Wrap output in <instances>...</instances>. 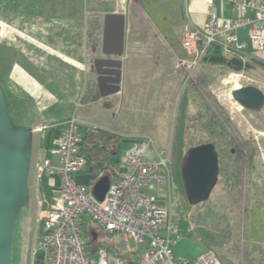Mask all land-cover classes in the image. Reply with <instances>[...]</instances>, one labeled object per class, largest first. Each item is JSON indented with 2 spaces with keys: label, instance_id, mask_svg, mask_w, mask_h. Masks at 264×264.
<instances>
[{
  "label": "rangeland",
  "instance_id": "1",
  "mask_svg": "<svg viewBox=\"0 0 264 264\" xmlns=\"http://www.w3.org/2000/svg\"><path fill=\"white\" fill-rule=\"evenodd\" d=\"M145 1L139 6L151 14ZM52 2L0 0V84L4 97L14 116L37 118L29 178L31 205L19 222L12 264L34 263L43 229L41 222L51 201L42 195V177L36 168L41 156L39 133L44 123L53 121L57 128L58 123L73 114L92 133L101 126L123 137H152L158 147L170 153L171 181L165 189L180 224L191 221L194 235L187 240L202 242L205 250H214L222 261L225 258L227 262L223 264H264V105L257 110L248 109L232 97L234 88L250 84L259 85L264 92V70L248 75L203 61L190 67L192 58L183 46L182 33H178L180 41L176 43L151 42L146 40L149 32H135L129 27L131 43L126 45V54L130 58V78L118 94L100 98L92 90V43H87L86 34L94 18L102 25V14L94 15L84 5L85 0H61L57 11L47 7ZM76 2L77 14L72 16L69 8ZM73 17L77 20V33L61 28L62 21ZM147 17L156 22V17ZM93 33L96 40L98 30ZM135 38L136 43L132 42ZM186 101L185 151L213 142L219 168H236L235 158L239 155L243 173L240 189L234 179L237 168L231 170L229 185L221 173L207 202L194 205L189 212L182 201L173 155V140ZM205 208L211 214L200 220L199 212H205ZM83 225L87 240L96 246L116 254L125 248L118 233H106L91 220ZM93 231L97 239L93 238ZM128 240L132 248L142 249V244L133 238Z\"/></svg>",
  "mask_w": 264,
  "mask_h": 264
},
{
  "label": "built area",
  "instance_id": "2",
  "mask_svg": "<svg viewBox=\"0 0 264 264\" xmlns=\"http://www.w3.org/2000/svg\"><path fill=\"white\" fill-rule=\"evenodd\" d=\"M229 1L239 13L236 18L223 19L211 10L203 26H191L183 37V46L192 58L190 67L201 64L211 44L244 60L264 52V0ZM240 29H247L249 42L241 40ZM58 130L48 154L36 166L39 178L47 175L55 191L45 211L39 243L45 264H223L211 249L194 258L176 254L183 235L165 189L171 181L166 148L158 147L152 137L138 138L125 151L119 172L100 200L92 186L75 176L88 162L81 150L83 133L77 117L67 118ZM86 220L106 233L121 235L125 248L116 254L89 244L84 233ZM129 238L142 244V249L132 248Z\"/></svg>",
  "mask_w": 264,
  "mask_h": 264
},
{
  "label": "water",
  "instance_id": "3",
  "mask_svg": "<svg viewBox=\"0 0 264 264\" xmlns=\"http://www.w3.org/2000/svg\"><path fill=\"white\" fill-rule=\"evenodd\" d=\"M124 14L108 13L104 18L103 51L122 56L125 49ZM115 60L111 74L113 88L100 89L101 96L120 91L121 66ZM115 68V69H114ZM233 99L242 107L260 109L264 105V92L254 85L236 87ZM37 118L14 116L6 103L0 84V264H12L15 237L21 217L31 205L29 186ZM219 155L216 145L207 142L191 147L183 166V177L190 198L204 202L217 181ZM111 184L110 175L101 176L93 185L95 196L103 200ZM93 237L94 232H92Z\"/></svg>",
  "mask_w": 264,
  "mask_h": 264
},
{
  "label": "crops",
  "instance_id": "4",
  "mask_svg": "<svg viewBox=\"0 0 264 264\" xmlns=\"http://www.w3.org/2000/svg\"><path fill=\"white\" fill-rule=\"evenodd\" d=\"M60 1L61 0H53L51 5L47 7H49V10L55 9L57 11V9L59 8L57 7V3H60ZM145 2L150 5L152 9L151 14L145 11L143 12L141 10L139 5L143 4V0H85L84 3L85 6H88V10H92L91 12L94 15L100 16L99 13L102 14L103 19L101 26L104 25V18L108 13H120L125 15L127 26V28L125 26V28L127 29L125 33V49L120 59L122 63L121 65L123 66L122 77L124 84H126L129 80L128 78H130V71L128 68L129 61L127 62V60H129L130 58L126 54V45L127 43H131L129 27H132L135 32H139L142 30L149 32L150 36H146L147 41L149 40L152 42L153 39L154 42L162 40L164 43H176V41H180L178 33H182L184 37L191 26H203L208 19V15L211 10H213V12H215L219 17L223 19H234L239 15L238 11L234 9L229 0H215V3L213 5H211L207 0H146ZM77 4L78 3L76 2L69 8L71 12L70 15L77 14L74 13V11L78 10ZM45 13L46 12H43V14ZM58 14H60L59 11ZM248 15L250 16L252 15V13L249 12ZM147 16L156 17V22L154 23V21ZM93 24L94 29L98 30L100 26L98 19L94 18ZM156 27L159 31H157ZM161 31L165 32L166 34H161ZM237 32L241 40L249 42L247 29H240ZM135 39L136 40L132 39V42H138L137 38ZM249 48L250 50H252V46H250ZM256 56L264 60V52L259 53ZM252 85L260 88L259 85ZM260 89L262 90V88ZM113 95L114 93L112 95L109 94V96H100L105 98L111 97ZM79 106H81V103H79ZM73 115L77 116L76 114ZM60 124L61 123H58L57 125L61 126ZM80 128L83 135L87 133L86 126L80 125ZM101 128L109 133L108 137L99 141L98 138H95L97 136L94 135L92 139L87 140L84 148V150L86 151V155L94 154V152L97 151V156L102 155L101 159L99 161L95 159L92 162L88 161L86 166L75 175L78 181L92 187L94 183L103 175H110L111 180L116 177V173L119 172L120 162L124 157L125 151L130 148L138 138L141 137H135V135L123 137L122 134L105 129L103 127ZM87 143H89V145ZM111 154L116 156V159L118 161L117 164L114 167L112 166L102 170V168L105 167L106 163L104 159L109 158V155ZM55 181L58 184V178H56L54 182ZM53 193L55 195V191H53ZM187 239V237H184L176 245L175 251L177 255L194 258L205 250V246L202 242H197L193 239Z\"/></svg>",
  "mask_w": 264,
  "mask_h": 264
},
{
  "label": "trees",
  "instance_id": "5",
  "mask_svg": "<svg viewBox=\"0 0 264 264\" xmlns=\"http://www.w3.org/2000/svg\"><path fill=\"white\" fill-rule=\"evenodd\" d=\"M203 62L205 64H208V65L210 64V65L220 66L223 69L229 70L231 72L246 73L248 75L253 74L254 71H256V70H264V60L262 58L254 55V56H249L246 60H244L242 57H240L237 54L227 55L224 53L223 48L219 44H211L207 47L205 55L203 56ZM186 107H187V101L183 105L182 113H181V116H180L179 122H178V127H177L176 132H175V136H174V140H173L174 141L173 142V155L175 158L174 162L176 164V170L178 171L177 173L179 176V181L182 185V190H183L182 201L185 203L184 207L189 212L191 207H193L194 205L203 204V203L207 202V200L204 202H199V201L191 199L189 194L187 193L186 185L184 182L185 180L183 177V166L185 164L186 156H187V151H185L186 150L185 149L186 143H185V137H184L185 136L184 135V132H185L184 128H185V121H186L185 119L187 117L186 110H185ZM93 134L95 136L100 137L101 139H106L108 137L109 133L106 130L102 129L101 127H98V129H95L94 133L87 131V133H85L83 135V140L81 143L82 153L85 154V152H86L84 150L85 143L87 142V140L92 139V137L94 136ZM57 135H58V129L54 126V122L53 123L51 122L48 124L47 123L43 124V128L40 131L39 136L37 138L38 148L41 149L40 158H42L48 154L49 148L52 146L53 140L55 139V137ZM101 156H97V151L94 152V154L86 155L87 160L89 162H92L94 159L99 161L101 159ZM104 160L106 161V163H105V167L102 168V170L106 169L108 167H112V166L114 167L118 162L116 159V156L113 154L109 155V158L104 159ZM235 162H236V168H237L238 172L234 175V179H236L235 181L240 186L239 187V189H240L242 186V183H243V180H242V178H243L242 177L243 176L242 158H241V156L238 155V157L235 158ZM236 168H233V167L222 168V167H220L216 183L219 180V175L222 173L224 175V177L226 178L227 185H229V183H231V178H233V175H232L233 172H231V170L234 171ZM223 170H225V171H223ZM227 178H228V180H227ZM214 186L212 187V189L214 188ZM40 187H41L42 195L46 194L52 200L54 197V193H53L52 188L50 186L49 177L47 175L42 176ZM212 189H211V191H212ZM182 208H183V206H182ZM209 210H210L209 208H205V212L200 211L199 215H198L199 219L202 220L203 218H206L207 216H209V214H211L209 212ZM190 222L189 221H182V224H180L183 238L184 237H192L194 235V231L190 230ZM41 224H42V222H41ZM42 231H43V229H42ZM199 231L203 232V230H199ZM195 233L198 234L199 232H196V230H195ZM41 236H42V234H41ZM88 242H89V244H92L90 241H88ZM218 256L220 257L219 254H218ZM220 259L222 261L221 257H220ZM223 262H225V263L227 262L225 260V258L223 259L222 263ZM33 264H45V262L43 260L42 253L40 251H38V253L35 255ZM227 264H229V262Z\"/></svg>",
  "mask_w": 264,
  "mask_h": 264
},
{
  "label": "flooded vegetation",
  "instance_id": "6",
  "mask_svg": "<svg viewBox=\"0 0 264 264\" xmlns=\"http://www.w3.org/2000/svg\"><path fill=\"white\" fill-rule=\"evenodd\" d=\"M74 18L75 17H73V19L72 18L69 19V21H66V20L62 21L61 22V28L62 29L63 28L69 29L72 33H77V29H78L76 26L77 20H75L76 18L75 19ZM90 23H91V21H90ZM46 24L50 25L51 23L49 22ZM126 28H127V26H126ZM126 28H125V33L127 31ZM93 31H95V29H94V24L92 23L89 25V30H87V34H86V37H88L87 43H92V45L90 47V53L92 55L90 65H91V71L93 72L94 76L92 77L91 85H92V89H94L97 92L98 97L102 98L100 96L101 87L103 90H109V89L114 87V86H112L111 83L113 80L116 79L117 75H113L110 73V71L114 67L111 64L114 63L115 60H120L121 56L119 57L116 55H109L103 51L104 25L99 26L98 37L96 40L94 39ZM76 37H77V35H76ZM95 43H101V46L98 47V46H96ZM122 67H123L122 65L119 66V68L121 69L120 90H121L123 83H124L123 77H122L123 76L122 75ZM112 94H110V95H112ZM114 94H116V93H114ZM107 96H109V95H107Z\"/></svg>",
  "mask_w": 264,
  "mask_h": 264
},
{
  "label": "bare ground",
  "instance_id": "7",
  "mask_svg": "<svg viewBox=\"0 0 264 264\" xmlns=\"http://www.w3.org/2000/svg\"><path fill=\"white\" fill-rule=\"evenodd\" d=\"M246 86H249V85H246ZM255 86V85H254ZM239 87H245V86H239Z\"/></svg>",
  "mask_w": 264,
  "mask_h": 264
}]
</instances>
